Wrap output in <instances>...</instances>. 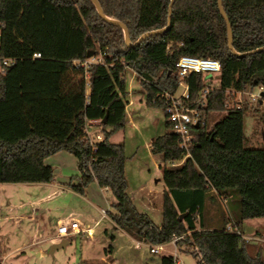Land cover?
<instances>
[{
  "label": "trees",
  "instance_id": "16d2710c",
  "mask_svg": "<svg viewBox=\"0 0 264 264\" xmlns=\"http://www.w3.org/2000/svg\"><path fill=\"white\" fill-rule=\"evenodd\" d=\"M97 1L106 16L126 25L132 43L168 23L171 0ZM221 5L236 52L264 46V0ZM35 52L40 58H32ZM87 52L102 61L84 65ZM182 55L216 59L221 66L213 77L217 87L206 94L199 122L190 128L187 150L161 97L177 91L175 63ZM128 69L137 75L146 104L164 110V132L150 148L163 160L160 225L129 197L124 144L111 140L126 123ZM209 79L200 72L183 79L191 106H198L194 101ZM258 87L264 90V50L231 53L217 0H174L167 30L135 46L126 44L120 26L99 16L91 0H0V183L51 182L54 170L44 160L66 151L78 171L66 186L80 195L92 182L108 189L115 202L106 215L114 228L149 246L175 240L178 253L196 264H264V257L248 253L240 232L243 220L264 217V146H246L248 105H228L236 93ZM90 120L99 121L100 139L86 134ZM234 196L228 217L221 205L230 207ZM160 264L176 263L162 255Z\"/></svg>",
  "mask_w": 264,
  "mask_h": 264
},
{
  "label": "rangeland",
  "instance_id": "374dc122",
  "mask_svg": "<svg viewBox=\"0 0 264 264\" xmlns=\"http://www.w3.org/2000/svg\"><path fill=\"white\" fill-rule=\"evenodd\" d=\"M126 82L130 91V97H128L129 103L126 107V123L123 129L111 137V140L117 143L123 142L124 144V172L128 184L127 191L136 196H144L145 193L150 192L152 194L151 197H154V193H161L164 187L161 178V168H159V164H162L163 160L160 154H154L151 151L149 143L151 142V138L161 135L164 132V110L159 106H148L146 104L145 92L140 86L137 75L135 73L133 74V71L130 69L126 71ZM216 82L215 79H212L211 84ZM183 91L184 85H180L176 94L179 95ZM256 91L257 88H254L242 93H236L233 101H230L228 105H233L234 101H237V103L240 102L241 105L245 103L248 105L249 109L244 114V133L248 137L246 146L262 147L264 146V101L261 103L258 101L253 102L248 98V93ZM257 104L259 105V111H254ZM222 115L223 112H220L212 120ZM54 173L57 172L54 171ZM77 174L70 175L69 178ZM158 178L159 180L157 181ZM73 183H76V180ZM64 187L67 186L64 185ZM93 187L94 191H86L85 193H103L104 197L107 196V200L112 197L110 191L105 189L98 191L97 186ZM46 190L47 188L44 186H35L28 183L0 185V202L3 204L2 209L0 205V218H3L5 213H8L10 216L7 220H0L1 264H79L81 263L80 255L82 250H90V253L96 258L103 250V246H107L106 241L109 235L113 233L114 228L108 216L102 217L98 211L90 206L91 211L88 212L85 218L81 217L80 221L86 227L93 228V233L89 236L93 243L88 241L85 236L80 237L81 235L74 236L71 239L68 238L69 240L66 239L68 244L64 247L56 248L53 251L51 247L55 243H31L35 228L34 222L27 219L14 222L15 218L13 216L15 210L9 211L7 207L4 208V206H7V201H10L13 206H16L18 202L24 201L25 208L20 210V212H29L35 209L36 216L47 205L49 206V204L54 205V208H57L58 205H66L75 210H80L82 207L88 206L81 197L83 195L76 194L73 190L67 191L61 188L58 189V195L51 202H44L40 206L34 205V202L30 203L31 200H36L42 196ZM161 199L162 197L160 196V202ZM102 201H105L103 197ZM109 202L105 208L112 210L111 199ZM236 203L237 198L235 196L230 199V205L232 207L228 206L226 209L227 206H224L221 202L226 216L234 215L233 207ZM150 214L155 221L158 220V217H154L155 213L152 212ZM105 229H107L108 238L106 237ZM3 236H7V238ZM61 240L59 239L58 243ZM173 253V244L167 243L159 255H171ZM186 256L188 255H178L184 264H196V260L193 257ZM97 263L98 260L92 264Z\"/></svg>",
  "mask_w": 264,
  "mask_h": 264
},
{
  "label": "crops",
  "instance_id": "0c3cea01",
  "mask_svg": "<svg viewBox=\"0 0 264 264\" xmlns=\"http://www.w3.org/2000/svg\"><path fill=\"white\" fill-rule=\"evenodd\" d=\"M127 91H128V95H127L126 107L129 103L128 97H130V91L128 89V86H127ZM98 128L99 127L97 126V124L94 123L89 127V131L91 133H95L97 132ZM154 138H151V142ZM151 142L149 143L150 148H151ZM44 162L50 165L53 168V170L56 171L58 174L54 173L53 180L48 183H28V184H33L35 186H44L47 188L46 192L43 193L42 196H40L36 200L30 201V203L34 202V205L36 204L38 206H40L44 202H51L53 198L56 195H58L57 192L58 189L60 188L67 191L71 190L68 187H64V185H66V183L69 181L70 175H74L78 173L76 167V158L72 154L66 151H59L47 157L44 160ZM162 164H159V168H161ZM56 166H58L59 168L58 167L55 168ZM161 176H162V171H161ZM158 180L159 178L157 179V181ZM6 184H11V183H0L1 186ZM93 186H97L98 191L102 189L109 191L106 188L99 187L95 182H92L89 184V187L85 188V192L86 191L92 192L94 188ZM163 189L161 193H154L155 194V195L153 194L154 197H151L152 194L150 192L145 193L144 196H136L135 194L129 193L127 191L129 197L131 198L137 210L146 213L156 225H160L162 222V212H161L162 199L160 202L159 197L160 196L162 197ZM81 197L88 204V206L86 207L84 206L80 210H75L66 205L63 206L58 205L57 208H54L53 207L54 205L49 204V206L47 205L42 210V212L38 214V216H36L34 212L35 209H32L29 212H22V211L20 212V210H23L25 208L24 201L18 202L16 206H13L10 201H7L6 204L7 206H4V208L7 207L9 211L15 210L13 216V218H15L14 222H18L21 219L32 220L34 222L35 228H34V233L32 234L31 243L34 244L41 242H49L55 244L58 243L59 238L57 237L56 234V227L58 224L64 223L70 219H76L79 221L81 231L79 233H72L66 239L69 240L74 236L81 235L80 237L85 236L88 241L93 243V241L89 237L93 233V228L86 227L83 224V222L80 221V219L81 217L85 218L88 215V212L91 211L89 206L95 209L96 211H98L102 215V217H107L106 211L114 212V210L113 209L107 210L105 207H107L108 203H110L109 202L110 199L111 202H115V199L112 196L109 200H107V196L104 197L103 193H84V195ZM102 197L105 199L104 202L102 201ZM0 205L2 209L3 207L2 202H0ZM152 212L155 213L154 217H158L157 221H155L154 218H152L153 216L152 217L150 216L151 215L150 213ZM9 217L10 216L8 215V213H5V216L3 218H0V220L2 219L7 220ZM110 222L114 228V225L111 220ZM106 230L107 229H105L104 231L106 237L108 238ZM240 232L247 241L246 247L248 253L251 256H256L258 254L261 258H263L264 257V217L248 218L243 220ZM111 236L112 239H110ZM3 237L7 238V236H3ZM106 243L107 246H103L102 248L103 250L98 254L99 256L96 258L94 257V255H92V253H90V250L87 251L82 250L80 255L81 263L79 264H92L93 262H97V260H98L97 264H160V259L162 255L159 254L163 251L164 246L167 244V243L162 244L161 251L157 253H150L148 244L134 239L133 237L128 235L125 231L119 228H114L113 233L109 235V238L106 241ZM168 243L173 244L174 246V253L171 254L172 256L175 257L178 255L180 256L183 255L178 253L175 242L173 240ZM1 258H0V263L2 260Z\"/></svg>",
  "mask_w": 264,
  "mask_h": 264
},
{
  "label": "built area",
  "instance_id": "2783aa9c",
  "mask_svg": "<svg viewBox=\"0 0 264 264\" xmlns=\"http://www.w3.org/2000/svg\"><path fill=\"white\" fill-rule=\"evenodd\" d=\"M40 53L35 52L32 55V58H40ZM102 58L92 57L88 58L83 64L88 66L91 63L101 62ZM9 63V60H3V64L6 65ZM176 73L179 78V86L184 85V91L177 95V91L174 94L164 93L162 94V98L165 103V113L167 116V120L170 122L172 126L173 132L177 135L179 145L181 148L187 150L189 144L193 138V134L190 132V128L193 125L198 124L200 118V104L203 102L205 96L212 88L217 87V82L214 84H210L209 86H205L200 92L194 103H197L198 106H191L189 103V95L187 91V86L182 82L187 75L191 73H203L208 75L209 80L212 81L214 75L220 70V62L216 59L205 58V57H197L191 55H182L178 58L175 63ZM261 91H264L262 87H258L256 92L248 93V98L253 102L264 101V95L261 96ZM241 93V92H240ZM247 93V92H246ZM236 108L241 107V103L238 102L235 105ZM97 124L99 121L90 120L87 125L90 127L92 124ZM86 134H93V139H100L101 136L97 132L91 133L89 128L85 129ZM81 231V227L79 221L76 219H70L64 223H60L56 227V234L59 239H66L72 233H79ZM178 239V238H176ZM175 242V240H173ZM162 250V244L158 245H150L149 251L150 253H157ZM174 257V256H173ZM176 264H183L178 256L174 257Z\"/></svg>",
  "mask_w": 264,
  "mask_h": 264
},
{
  "label": "water",
  "instance_id": "95a60500",
  "mask_svg": "<svg viewBox=\"0 0 264 264\" xmlns=\"http://www.w3.org/2000/svg\"><path fill=\"white\" fill-rule=\"evenodd\" d=\"M91 1L95 5L96 11H97V13L99 14V16L101 18H103L105 21H107L109 23L118 25V26H120L122 28L123 34H124V40H125L126 44L128 46H135V45L139 44L142 40H144L146 37H148L150 35H154V34H160V33H163V32H165L167 30V28H168V26L170 24L171 8H172V4H173L174 0H171L170 4H169V10H168L169 14H168V23H167V25L165 27H163V28H159V29H156V30H151V31H147V32L143 33L133 43L130 41L129 32H128V29H127L126 25L124 23L118 21L117 19L110 18V17L106 16L103 13L102 8H101V6H100V4H99V2L97 0H91ZM217 4H218L219 12L222 15V17L224 18L225 23H226V27H227V46L230 49L231 53H233L234 55H237V56H243V55H246V54H253V53H256V52L264 50V46H262V47H258L256 49H253V50H251L249 52H244V53L236 52L234 50L233 46H232L233 34H232L231 24L229 22L228 17L226 16L225 11L223 10V7L221 5V0H217ZM86 56L89 58L91 56V52H87ZM262 95H264V91H261V96ZM261 102L262 101L260 100L259 103H261ZM103 122H104V120H103ZM178 218L181 219V215ZM67 243H68V241L66 239H62L59 243L53 244L52 247H51V250H54V249L59 248V247H64Z\"/></svg>",
  "mask_w": 264,
  "mask_h": 264
}]
</instances>
